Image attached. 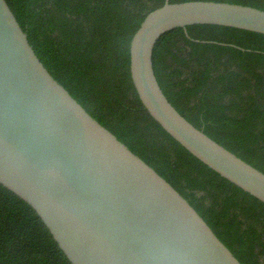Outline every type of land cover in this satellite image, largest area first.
Listing matches in <instances>:
<instances>
[{
  "label": "water",
  "instance_id": "95a60500",
  "mask_svg": "<svg viewBox=\"0 0 264 264\" xmlns=\"http://www.w3.org/2000/svg\"><path fill=\"white\" fill-rule=\"evenodd\" d=\"M196 24L264 34V9L166 0L131 40L132 80L175 140L264 202V172L192 124L157 79L158 39ZM0 183L39 214L72 264H243L187 198L50 73L7 0H0Z\"/></svg>",
  "mask_w": 264,
  "mask_h": 264
},
{
  "label": "trees",
  "instance_id": "16d2710c",
  "mask_svg": "<svg viewBox=\"0 0 264 264\" xmlns=\"http://www.w3.org/2000/svg\"><path fill=\"white\" fill-rule=\"evenodd\" d=\"M50 73L169 181L243 264H264V202L175 140L144 107L130 44L166 0H7ZM190 0H170L184 2ZM264 9V0H213ZM154 70L197 128L264 172V34L213 24L163 34ZM0 264H72L39 214L0 183Z\"/></svg>",
  "mask_w": 264,
  "mask_h": 264
}]
</instances>
